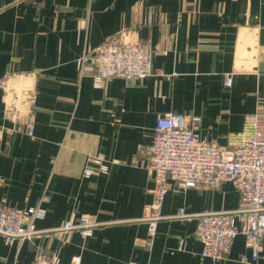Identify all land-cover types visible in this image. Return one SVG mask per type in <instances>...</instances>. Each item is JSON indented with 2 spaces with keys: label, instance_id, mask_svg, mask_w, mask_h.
<instances>
[{
  "label": "crops",
  "instance_id": "0c3cea01",
  "mask_svg": "<svg viewBox=\"0 0 264 264\" xmlns=\"http://www.w3.org/2000/svg\"><path fill=\"white\" fill-rule=\"evenodd\" d=\"M123 32L160 46L152 74L97 87L95 67L80 75L77 59ZM0 83V200L46 215L30 241L10 244L0 233V264H31L40 248L62 263L79 255L81 264H243L241 255H250L238 235L227 258L203 257L196 220L177 216L182 207L191 214L236 209L240 195L230 181L170 188L169 218L150 242L143 218L155 181L144 162L156 120L168 112L199 117L208 141L240 140L264 102V0H0ZM31 120L33 135L26 133ZM95 155L109 171L87 178ZM72 213L101 223L93 236L56 231Z\"/></svg>",
  "mask_w": 264,
  "mask_h": 264
},
{
  "label": "built area",
  "instance_id": "2783aa9c",
  "mask_svg": "<svg viewBox=\"0 0 264 264\" xmlns=\"http://www.w3.org/2000/svg\"><path fill=\"white\" fill-rule=\"evenodd\" d=\"M159 49L160 46H154L150 39H127L124 32L111 34L94 52L86 51L77 59L79 74L86 65H93L97 87L112 77L131 81L143 79L152 74V58ZM232 81L231 76H226L225 85L230 86ZM255 109L245 122L240 140L228 146L202 138L197 116L180 112L158 116L153 139L145 146L144 167L155 181L153 199L143 218L150 242L157 234L159 222L169 218L163 212V205L170 188H219L230 181L240 195L236 209L191 214L182 207L177 216L196 220L195 236L203 244V257L227 258L234 239L243 235L251 253L241 255V262L259 263L264 236V102L260 101ZM5 115L13 117L12 110L5 111ZM34 129V121H28L26 133L33 135ZM109 167L105 158L89 156L83 175L89 178L95 173L106 174ZM45 217V211L39 206L22 208L0 200V233L10 244L30 241L42 233L36 228V221ZM100 224L88 214L72 213L56 231L64 235L78 231L90 237ZM179 249H188L184 237H180ZM31 264H81V257L77 255L70 262L62 263L57 252L40 248Z\"/></svg>",
  "mask_w": 264,
  "mask_h": 264
}]
</instances>
